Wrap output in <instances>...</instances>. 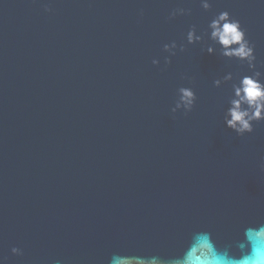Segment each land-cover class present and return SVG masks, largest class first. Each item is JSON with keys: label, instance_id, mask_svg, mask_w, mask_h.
<instances>
[{"label": "water", "instance_id": "1", "mask_svg": "<svg viewBox=\"0 0 264 264\" xmlns=\"http://www.w3.org/2000/svg\"><path fill=\"white\" fill-rule=\"evenodd\" d=\"M177 6L192 15L169 21ZM223 10L264 65L260 0H0L2 264L168 258L264 223V122L229 128L231 87L213 83L247 69L186 40Z\"/></svg>", "mask_w": 264, "mask_h": 264}, {"label": "clouds", "instance_id": "2", "mask_svg": "<svg viewBox=\"0 0 264 264\" xmlns=\"http://www.w3.org/2000/svg\"><path fill=\"white\" fill-rule=\"evenodd\" d=\"M204 12H211L214 0H193ZM264 3V0H260ZM189 7H174L169 21L178 17H189ZM188 44L204 45L209 55H219L225 62H237L247 69L246 73L227 72L213 83L218 89L230 85L231 97L225 123L243 136L254 131V124L264 122V65L258 66L255 45L239 19L227 10L212 15L206 30L198 34V26L192 24L186 32ZM178 47L175 41L163 46L164 51L175 55ZM185 49L181 46L180 51ZM168 63L171 61L168 60ZM154 64L159 61L154 60ZM177 108L188 111L195 106L196 96L190 88H181ZM175 111V109L173 110ZM13 255H20L18 248L11 249ZM2 264V261H0ZM119 264H264V223L248 226L241 239L220 247L207 231L194 232L182 254L162 258L159 255L125 258Z\"/></svg>", "mask_w": 264, "mask_h": 264}]
</instances>
